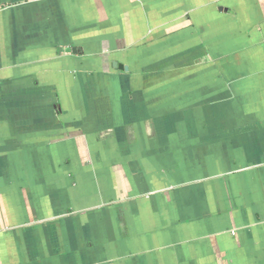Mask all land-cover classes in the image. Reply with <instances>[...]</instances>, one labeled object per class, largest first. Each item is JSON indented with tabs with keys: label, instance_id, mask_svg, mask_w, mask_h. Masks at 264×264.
Returning a JSON list of instances; mask_svg holds the SVG:
<instances>
[{
	"label": "crops",
	"instance_id": "obj_1",
	"mask_svg": "<svg viewBox=\"0 0 264 264\" xmlns=\"http://www.w3.org/2000/svg\"><path fill=\"white\" fill-rule=\"evenodd\" d=\"M0 264H264V0H0Z\"/></svg>",
	"mask_w": 264,
	"mask_h": 264
},
{
	"label": "water",
	"instance_id": "obj_2",
	"mask_svg": "<svg viewBox=\"0 0 264 264\" xmlns=\"http://www.w3.org/2000/svg\"><path fill=\"white\" fill-rule=\"evenodd\" d=\"M119 67H121V66H119ZM125 70H126V68H124Z\"/></svg>",
	"mask_w": 264,
	"mask_h": 264
}]
</instances>
